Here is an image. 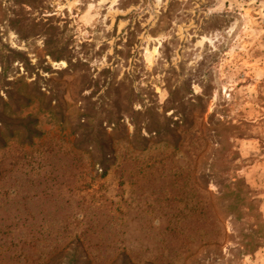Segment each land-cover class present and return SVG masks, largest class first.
I'll list each match as a JSON object with an SVG mask.
<instances>
[{"label":"rangeland","instance_id":"1","mask_svg":"<svg viewBox=\"0 0 264 264\" xmlns=\"http://www.w3.org/2000/svg\"><path fill=\"white\" fill-rule=\"evenodd\" d=\"M0 264H264V0H0Z\"/></svg>","mask_w":264,"mask_h":264}]
</instances>
